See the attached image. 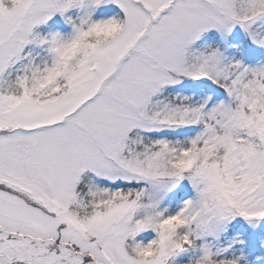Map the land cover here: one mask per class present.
I'll return each instance as SVG.
<instances>
[{
  "label": "snow or ice",
  "instance_id": "snow-or-ice-1",
  "mask_svg": "<svg viewBox=\"0 0 264 264\" xmlns=\"http://www.w3.org/2000/svg\"><path fill=\"white\" fill-rule=\"evenodd\" d=\"M0 264H264V0H0Z\"/></svg>",
  "mask_w": 264,
  "mask_h": 264
}]
</instances>
